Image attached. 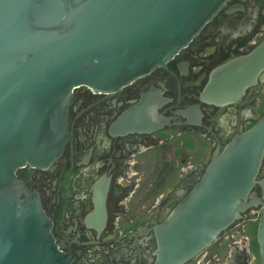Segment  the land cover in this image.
Listing matches in <instances>:
<instances>
[{
  "label": "water",
  "instance_id": "obj_1",
  "mask_svg": "<svg viewBox=\"0 0 264 264\" xmlns=\"http://www.w3.org/2000/svg\"><path fill=\"white\" fill-rule=\"evenodd\" d=\"M225 2L0 0V264H72L39 193L16 170L46 168L60 155L70 134L73 89L113 91L165 65ZM263 81L264 39L213 67L198 99L217 106L235 102ZM132 116L124 118L121 132L159 126L150 113ZM167 118L158 117L161 123ZM263 157L264 114L212 151L198 180L154 226L152 264H187L258 203L256 238L264 264V202L253 191ZM105 196L106 188L102 223Z\"/></svg>",
  "mask_w": 264,
  "mask_h": 264
},
{
  "label": "flooded vegetation",
  "instance_id": "obj_2",
  "mask_svg": "<svg viewBox=\"0 0 264 264\" xmlns=\"http://www.w3.org/2000/svg\"><path fill=\"white\" fill-rule=\"evenodd\" d=\"M263 39L264 0H226L165 65L113 91L86 85L73 89L70 134L60 155L46 168L16 170L39 193L56 242L71 254L72 264H152L154 226L198 180L212 151L264 114V81L249 86L235 102L217 106L198 99L213 67L249 52ZM139 110L150 113L159 126L121 132L124 118L135 120L132 115ZM161 115L168 117L166 122L159 121ZM150 170L156 171L151 181ZM257 179L253 191L264 202V157ZM260 207H250L247 217L187 264H255L257 258L260 264Z\"/></svg>",
  "mask_w": 264,
  "mask_h": 264
},
{
  "label": "rangeland",
  "instance_id": "obj_3",
  "mask_svg": "<svg viewBox=\"0 0 264 264\" xmlns=\"http://www.w3.org/2000/svg\"><path fill=\"white\" fill-rule=\"evenodd\" d=\"M197 151H198V150H197ZM208 151H209V148L207 147L206 150L204 151V155H205V156H208V155H209ZM199 152H200V151H198V153H199ZM204 155H203V156H204ZM203 156H202V157H203ZM199 158H200V155H199V157L197 158V161H196V162H198ZM150 172H151V170H150ZM155 173H156V171H153V172L150 173V175H149V180H150V181L152 180V178L155 177ZM239 245H240V247H241V244H239ZM232 249H233V247H232ZM223 255H224V254H223ZM255 264H259V262H258V258H257Z\"/></svg>",
  "mask_w": 264,
  "mask_h": 264
},
{
  "label": "trees",
  "instance_id": "obj_4",
  "mask_svg": "<svg viewBox=\"0 0 264 264\" xmlns=\"http://www.w3.org/2000/svg\"><path fill=\"white\" fill-rule=\"evenodd\" d=\"M255 228H256V223H254L253 225V231H255ZM255 243H256V240H255Z\"/></svg>",
  "mask_w": 264,
  "mask_h": 264
}]
</instances>
